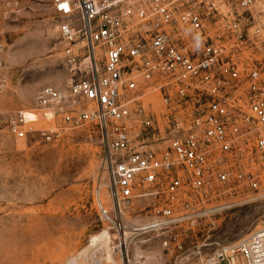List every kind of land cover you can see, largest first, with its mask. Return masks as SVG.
Here are the masks:
<instances>
[{
	"label": "built area",
	"instance_id": "obj_1",
	"mask_svg": "<svg viewBox=\"0 0 264 264\" xmlns=\"http://www.w3.org/2000/svg\"><path fill=\"white\" fill-rule=\"evenodd\" d=\"M66 87L42 89L8 118L25 136L95 125L114 208L155 196L140 230L195 224L208 197L264 180V0H53ZM160 98L163 111L148 100ZM102 213L113 220L102 203ZM179 209V212L177 211ZM264 264V225L206 264Z\"/></svg>",
	"mask_w": 264,
	"mask_h": 264
},
{
	"label": "rangeland",
	"instance_id": "obj_2",
	"mask_svg": "<svg viewBox=\"0 0 264 264\" xmlns=\"http://www.w3.org/2000/svg\"><path fill=\"white\" fill-rule=\"evenodd\" d=\"M66 20L53 0H0V264H206L262 227L264 180L256 191L208 197L193 225L139 230L156 218L158 199L133 198L121 212L113 207L95 125L61 136L43 133L53 125L43 120L22 137L8 130L9 116L34 108L42 89L68 85L60 30ZM148 103L164 109L158 97Z\"/></svg>",
	"mask_w": 264,
	"mask_h": 264
},
{
	"label": "bare ground",
	"instance_id": "obj_3",
	"mask_svg": "<svg viewBox=\"0 0 264 264\" xmlns=\"http://www.w3.org/2000/svg\"><path fill=\"white\" fill-rule=\"evenodd\" d=\"M101 203V202H100ZM103 204V203H102ZM104 206V205H103ZM108 210V209H107ZM109 211V210H108ZM139 230H140V228H139ZM123 247H126L124 244H123ZM86 250V249H85ZM71 262H72V260H71ZM75 262V261H74Z\"/></svg>",
	"mask_w": 264,
	"mask_h": 264
}]
</instances>
